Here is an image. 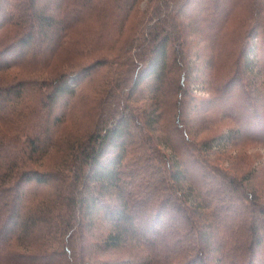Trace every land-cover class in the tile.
I'll use <instances>...</instances> for the list:
<instances>
[{
    "label": "trees",
    "instance_id": "1",
    "mask_svg": "<svg viewBox=\"0 0 264 264\" xmlns=\"http://www.w3.org/2000/svg\"><path fill=\"white\" fill-rule=\"evenodd\" d=\"M139 1L0 0V264H264V0Z\"/></svg>",
    "mask_w": 264,
    "mask_h": 264
},
{
    "label": "rangeland",
    "instance_id": "2",
    "mask_svg": "<svg viewBox=\"0 0 264 264\" xmlns=\"http://www.w3.org/2000/svg\"><path fill=\"white\" fill-rule=\"evenodd\" d=\"M152 2H153V0H140L139 3L136 5V12L134 13L133 19H131L127 23V26L130 24H133L135 19L139 20L142 15L146 16L147 12L149 10H151V8L154 6V4ZM74 114H72V115H74ZM222 147H220V148H222ZM235 152L239 153V155L241 156L240 158L243 159L241 164L239 165L240 170H243L244 168L250 167L251 164H253L252 163L253 160H255V161L260 160V161L264 162V149H262L261 147H258V146H253V144H251V143H245V144L238 146L237 150H235ZM227 158H228V155H224L223 159L225 161H227ZM114 255L115 254H113L112 258H110V259H114L115 258Z\"/></svg>",
    "mask_w": 264,
    "mask_h": 264
}]
</instances>
